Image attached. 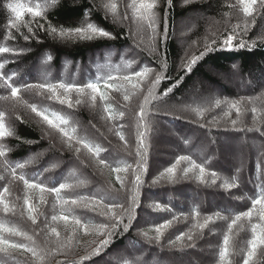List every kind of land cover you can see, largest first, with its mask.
I'll return each instance as SVG.
<instances>
[{
    "label": "trees",
    "instance_id": "obj_1",
    "mask_svg": "<svg viewBox=\"0 0 264 264\" xmlns=\"http://www.w3.org/2000/svg\"><path fill=\"white\" fill-rule=\"evenodd\" d=\"M0 1V47H9L19 52L18 55L0 53V58L5 57L0 60V65H3L0 73L11 76L10 83L20 87L19 99L13 100L10 90L4 86L3 81H0L2 122L6 129L12 132L11 136L0 138V151L5 152V156L0 157V193L7 187L9 192L5 194L6 202L14 207V211L5 213L3 206L0 205V223L17 228L32 239L9 233H0V236L15 243L25 244L29 248H35L38 253L33 256L31 252L23 250H10L7 254L0 252V264H115L111 256L118 252L127 253V256H132L133 252H144L143 250L149 253L151 250L148 248H155L159 244L163 246L160 248L162 261L165 260L164 257H187L192 253L195 257L194 254L198 251L196 247L212 236L210 234L212 229L217 230L218 233L215 237L213 236L217 240V245L213 250L215 255H212L211 264H221L219 252L223 246V236L227 232L228 225L236 214L250 209L251 200L264 189V158L259 167L249 166L246 170L248 184L245 188L243 187L245 179L242 181L240 175L224 177V174L220 172L224 168L218 166L220 162L214 155L211 154L210 161H205L203 157H200L195 149L196 142L189 143V147L186 148L189 152L184 150L172 157V154H166L167 156L163 157L156 156L153 150L156 137L154 135L159 126L157 119L160 117L168 126L199 128L211 136L233 133L256 136L264 143V8H260L258 3L253 16L245 17L237 0H171L170 4L168 0H154L155 7L152 11L156 17V23L154 24L155 32H153V29L148 27L147 21H139L136 18L133 0H55L54 4L50 0L51 4L47 3L41 16L32 17L26 14L19 22L15 21L14 14L7 5H2L3 0ZM10 1V3L17 2V0ZM20 2L35 6L37 3L45 5L47 1L20 0ZM135 2L138 5L139 0ZM112 3L116 4L115 16L121 18L119 22L114 19V13L105 7ZM201 11L209 17L219 18L220 21L210 29L208 22L202 21L197 29L190 32L185 39L186 44L178 46L176 38L172 35L176 24L188 14ZM124 16L128 19H122ZM10 23L16 26L9 27ZM88 23L111 33V37L94 36L87 39L75 34L70 36L58 34L61 29L67 31L77 27L86 28ZM135 23L141 26L147 38L146 44L138 46V58L132 57V52L122 54L117 52L113 55L115 56L113 60L112 53H109L107 63L109 68L104 69L107 72L92 71L87 75L82 74L81 78L75 80L72 76L64 75V80L49 81L41 77L36 78L34 74L23 73L19 67L25 60L33 63L42 53L45 54L44 58L49 56L54 58L56 66L59 67L62 57H67L73 62H84L93 51L106 53L112 48L122 49L133 46V44L137 45L139 43L131 34L132 24ZM246 24L247 29H245ZM50 28H56L57 34L50 35ZM234 32V47L230 50L222 42ZM25 36L29 39L25 40ZM241 42H244L245 47L238 46ZM153 44L154 50L151 52L147 45ZM206 44L210 45L213 50L205 51ZM201 52L205 53L202 57H200ZM193 56L200 58L192 65L190 72L186 71V62L190 61ZM134 61H137L139 66L126 70V64ZM122 62H126L125 66L120 64ZM232 63H238L242 75L247 77L244 80L245 88L242 90L236 88L232 91L208 70L209 67H213L220 73H228ZM144 67L152 71L147 74L138 89H132L127 82H122L130 96L128 101L123 98L124 89L117 92L103 88V81L108 75H131ZM48 68L41 70L45 77L53 79L58 75L63 76L56 72V68H51V70ZM157 75L162 78L152 89L153 94L148 97L147 103H144V98L148 95L146 89L152 81H155ZM250 77L253 78V82ZM98 78L101 90L106 92L109 99L100 101L97 97L93 104L88 90L83 96L72 93L70 94L73 101L71 108L67 104L62 105L58 101L48 99L50 94L46 91L23 86L60 82L83 85L89 81L95 82ZM150 78H152L151 81ZM198 79L219 89V92H223V96H212L205 104L198 106L191 102L186 111H180L177 115L169 112V108L164 104L167 101L185 97L191 87L199 86L195 83ZM20 80L21 83L17 84ZM133 82H137L135 78ZM173 85L175 87L172 91L164 95L165 90ZM253 86L255 88L250 90ZM143 91L145 94L141 104L144 103V119L141 121L138 120L141 105L138 104V100ZM4 96L8 99H3ZM75 99L82 101L78 109L74 104ZM216 100L222 102L219 107L215 106ZM224 101L238 102L241 115L238 117L236 110L230 109L229 104L223 103ZM32 104L41 110L48 109L50 113L57 112L65 115L69 119L70 116L77 118L79 125L88 130L87 134L92 135V138L86 139L78 133L76 135L87 140L93 147H99L101 149L99 154L94 155L88 152L75 141L69 147L63 136L51 129L31 111L30 105ZM253 107L257 109L255 114L251 111ZM87 108L91 111H99V119L88 115L91 111ZM105 108L108 111H105ZM62 110L65 111L62 112ZM121 111L125 113L123 117L119 115ZM233 120H237L235 126L232 124ZM70 122L71 128L72 119ZM140 132L144 134L142 148L144 169L137 168L140 160L137 156V139ZM117 133H122L125 140H121ZM49 134L52 135L51 139L44 138V135ZM212 139L215 142L216 139ZM92 140L98 144H94ZM53 144H56L66 154L60 152L61 150L55 151ZM77 148L79 152L76 151ZM44 149L54 151L55 154L51 155L52 157L55 155L58 157L63 153L66 159L71 158L75 163L70 166V169L69 167L61 168L59 172L57 171L58 173L55 172L56 170L53 173L49 171L45 177L42 173L45 172L43 165L46 159L44 156H33L41 154L40 151L43 153ZM262 150L264 151V148ZM109 152L118 154L120 158L118 162L108 158ZM29 153H32L31 157L28 156ZM180 156H187L189 159L177 163V158ZM34 160L37 163H32ZM101 160H106L108 163L101 164ZM19 163L25 164V167L16 169L17 177L23 174L27 179L34 180L46 188L59 187L61 183L68 184L69 187L61 190L59 194L64 199L95 197L103 199L104 204L123 203L128 207L130 197L135 193L138 206L132 209L131 219L125 213L122 223L115 229H109L113 232L111 241L97 255L93 249L103 237L94 232L85 234L82 228L72 223V218H80L91 224H111L113 221L107 214V209L103 205L93 207L87 200H80L77 205H65L62 209L57 202L56 193L49 192L43 193L44 202H41V193L38 190H28L22 180L18 178L13 180L11 167ZM193 163L205 168L202 179L199 168H192ZM73 166L74 170L78 167L81 169L86 180H77L80 177L65 179ZM125 166H128L126 171L120 173L113 171L116 167ZM169 167L175 168L174 177L166 171ZM185 171L187 175L184 174ZM213 172L216 173L215 176L212 175ZM117 175L123 180V187L117 181ZM136 175L141 177L139 186L134 183ZM227 184L233 186L229 188ZM240 188L242 190H239ZM13 190L21 191V195L16 194L15 198L11 199ZM209 193L215 198L220 196L225 198V203L217 202L216 204L220 205V209L210 208L211 203L207 197ZM150 196H152L151 199ZM26 198L36 208L35 224L29 219L24 203ZM113 211L119 214L123 212V209L115 208ZM225 212L230 215L225 216ZM62 213L69 216L67 224L64 221L52 220L53 215L59 216ZM208 216L212 217L209 227L200 229L197 225L203 223ZM145 217H149L152 221L145 219L141 222ZM222 219H224V224H220ZM166 221H171V224L162 229L163 235L157 239L155 228ZM259 222L254 214L251 222L245 218L233 228L227 264H243L248 250L247 242L252 238V225ZM126 226L127 230H125ZM52 228H56L60 233L59 240L51 232ZM181 234H183V239L178 240L177 237ZM189 236L192 239H188ZM69 237H71L70 240ZM87 241L90 243H86ZM61 244L66 246L60 247ZM122 264H131V258H125ZM165 264L168 263L165 262ZM250 264H264V248L257 249L256 256Z\"/></svg>",
    "mask_w": 264,
    "mask_h": 264
},
{
    "label": "snow or ice",
    "instance_id": "obj_2",
    "mask_svg": "<svg viewBox=\"0 0 264 264\" xmlns=\"http://www.w3.org/2000/svg\"><path fill=\"white\" fill-rule=\"evenodd\" d=\"M243 14L245 17H252L255 6L259 3L260 8H264V0H237ZM52 3H55V0H52ZM168 3H171V0H168ZM47 6V3L45 5H41L40 3H37L35 6L32 5H25V3L20 2V0H17L16 3H10L7 5V7L10 9V11L14 14L15 21L19 22L22 21L24 16L30 15L32 17H39L43 14V8ZM133 6L135 7V16L139 21H147L148 27L153 29V32H155L154 24L156 23V17L153 13V8L155 7L154 0H139L138 5H136L135 0H133ZM106 8H109L114 13V19H121L119 17L115 16V9L116 4L112 3L110 5H105ZM122 19H128L127 16L122 17ZM16 25L13 23L9 24V27H15ZM245 29H247V24L245 25ZM31 31V29H29ZM57 34L56 28H50V35ZM60 36H70V35H78L81 38H87L91 39L94 36L99 37H111V33L97 27L96 25L92 23H88L87 27H77L75 29H68L67 31L61 29L58 33ZM166 35V32H165ZM25 40H28L29 37L25 36ZM235 39V32L231 35H228L223 40V45L227 47L228 49H232L234 47L233 41ZM214 43V41H213ZM240 48L245 47L244 42H241L238 45ZM212 47L210 45H205V51H212ZM0 53H12L13 55H18L19 52L15 49L9 48V47H0ZM205 53L201 52L200 57H202ZM200 57L193 56L190 61L186 62V71H191L192 65H194L197 60ZM51 56L47 57V60H51ZM3 65H0V68H2ZM152 69L148 67H144L142 70L137 71L133 74H123V75H108L107 78L103 81V88L104 89H112L114 91H121L124 89V100L128 101L130 99L129 94L127 93V90L125 89V85L122 82H127L128 85L131 86L132 89H138L140 87V83L143 82L144 78L147 76L149 72H151ZM134 78L137 82H133ZM161 76L157 75L155 81H152L147 90L148 95L144 98V103H147L148 97L152 96V89L156 86V84L159 83L161 80ZM11 76H5L4 74L0 73V81H3L4 86L10 90V95L13 100L19 99V93H20V87L14 86L13 83H10ZM25 88H37L41 89L43 91H46L50 95L48 96V99H53L55 101H58L60 104H67L69 108L73 106V101L71 99L72 93L78 94V96H83L86 94V90L90 92V99L95 104L97 97H99L100 101H107L109 99L108 95L105 91L101 90V83L99 78L95 81H89L86 84L83 85H77L75 83H36V84H25L23 85ZM175 87L173 85L172 87H169L165 90L164 95H168L172 91V88ZM3 99L7 100L8 97L4 96ZM260 99V98H257ZM80 99L75 100V104H81ZM144 103H142L139 107V113H138V120L144 119ZM222 102L220 100L215 101V106L219 107ZM223 103L229 104L230 109H235L237 116L239 117L241 115V108L238 102H229L224 101ZM31 111L36 114V116L40 117L42 121H44L45 124H47L51 129H54L56 132H58L61 136H63L66 139V142L68 143L69 147L72 146V142L75 141L76 144L82 145L83 148L87 149L88 152L93 153L94 155H98L101 149L99 147H93L89 144L87 140L81 139L76 135L77 128L71 127L70 128V119L62 114H59L57 112H49L48 109L41 110L38 108L35 104L30 105ZM105 111H108L107 108H105ZM253 114L256 113L257 109L253 107L251 109ZM124 112L121 111L119 115L121 117L124 116ZM227 115V113H226ZM111 118V117H109ZM3 121V113H0V138H4L6 136H11L12 132L7 130ZM254 123H255V116H254ZM233 126L237 124V120L232 121ZM123 127V126H121ZM70 128V130H69ZM251 130V129H249ZM117 135L120 136L121 140H125V137L122 133H117ZM144 146V134L142 132L138 133V139H137V156L140 157V160L138 161L137 168L144 169V160H143V152L142 148ZM77 152H79V148L76 149ZM5 156L4 151H0V157ZM189 157L187 156H180L177 158V163L179 161L188 160ZM101 164H107L108 162L106 160H101ZM25 164L19 163L15 166L11 167V175L13 180L20 179L23 181V184L26 189L28 190H38L39 193H41L40 200L41 202H44L43 193L49 192V193H56V199L59 203L60 207L63 209L65 205H77L80 200H87L90 205L95 207L96 205H103L104 208L107 209V214L110 215L111 220L113 223H95L91 224L87 222L86 220H82L80 218L73 217L72 223L84 231L85 234L89 232H94L96 235L103 237V239L100 240L99 244L93 249V252L95 254H99L111 241V237L113 235L112 231H109V229H115L117 228L120 223H122L123 216L125 213L129 215V218L131 219V211L134 207L138 206V201L136 199L135 193L130 197V203L129 206L126 207L123 203H110V204H104L103 199H96L95 197L87 198V197H79L77 199H64L59 194L61 190L66 189L69 187L68 184L61 183L59 187H53V188H46L40 183L35 182L34 180L27 179L23 174L19 175L17 177L16 169L17 168H24ZM128 166L125 167H116L113 169L114 172L120 173L122 171H126ZM192 168H199L200 177L203 178L205 174V168L202 165H197L195 163L192 164ZM166 171L171 174L173 177L175 176V168L169 167L166 169ZM187 175V171L184 173ZM213 176L216 175L215 172L212 173ZM117 181L121 183V186H124L123 180H121L120 176L117 175ZM135 185L139 186L141 183V177L140 175L135 176L134 180ZM227 187L231 188L232 184H227ZM138 190V188H137ZM9 192V189L5 187L3 189V192L0 193V205L3 206V211L5 213L14 211V207L10 206L5 199V194ZM25 205L26 210L29 213V219L32 220V223H36V208L30 203L29 199H25ZM157 207H160V205H157ZM115 208L123 209V212L116 213L113 211ZM255 216L258 217L259 223H255L252 225L251 232H252V238L247 242L248 243V250L246 253V258L243 261V264H250L253 257L256 256L257 249L258 248H264V189H262L254 199L251 200V208L247 211L241 212L239 214H236L235 217L231 220V223L228 225L227 232L223 236V246L219 252V260L221 264H227V257L229 256V245H230V239H231V233L233 231V228L237 226L238 222L242 219H247L249 222H251ZM195 215H199V213H195ZM52 220H60L64 221L65 224L69 222V216L65 214H61L59 216L53 215ZM212 220L211 216H208L203 223H199L197 226L200 229L205 228ZM171 224V221H166L158 226H156L155 231L157 233V239L163 235L162 229L167 228ZM125 230H127V226L125 227ZM51 232L56 236L57 240L60 238V233L57 232L56 228H52ZM0 233H9L11 235L15 236H23L25 239L31 240L32 238L27 236L26 233L21 232L19 229L14 227H8L2 223H0ZM71 237H69V240ZM178 240L183 239V234L177 237ZM188 239H192L191 236L188 237ZM66 245L61 244L60 247H65ZM10 250H23L25 252H31L33 256H36L38 253L36 252L35 248H29V246L22 244V243H15L12 241H9L3 236H0V252L3 253H10Z\"/></svg>",
    "mask_w": 264,
    "mask_h": 264
},
{
    "label": "rangeland",
    "instance_id": "obj_3",
    "mask_svg": "<svg viewBox=\"0 0 264 264\" xmlns=\"http://www.w3.org/2000/svg\"><path fill=\"white\" fill-rule=\"evenodd\" d=\"M46 1L47 2L45 3L51 4L50 0H46ZM10 2H11L10 0H3L2 5L6 6L10 4ZM115 20L118 21L117 19ZM202 21H207L208 28L210 29L216 24V22L220 21V19L209 17L208 14L202 11L192 12L191 14H188L186 18H183L182 20L178 21L174 29V32L172 33V35H174V37L176 38L178 42V46H184L186 44L185 39L189 36L190 32L195 31L197 29L198 24L201 23ZM132 26L133 28H132L131 34H132V37L133 36L135 37L136 42L139 43L137 45L133 44V46H129V47L122 48V49L112 48L110 49L109 52L108 51L106 52L107 54L104 52L93 51L91 55L84 62H78V61L73 62L71 59H68L67 57H64V58L62 57L60 60L61 65L59 67L56 66L54 62V58H52L49 61L47 60V57L45 58L43 57L45 56V54L42 53L40 56H38L33 61V63H31V61L25 60L22 64L19 65V67L21 68L23 73L34 74L36 75V78L41 77L49 81L64 80L63 79L64 75L72 76L73 80H75L77 78L78 79L81 78L82 74L87 75L92 71H95V73H98L99 71H103L104 69L109 68V65H107L108 60H109V56H108L109 53H112L111 56L113 60L115 59V56L113 57V55H115L117 52L119 54L120 53L122 54L123 52L124 53L132 52L133 54V55L131 54L132 57L135 56L138 58L137 56L138 54L137 52H139V50H137L139 49L138 46L146 44L147 38L145 37V34L143 33L141 26H138L136 23L132 24ZM147 46L151 52L154 50V44L147 45ZM4 58L5 57H1L0 60H3ZM120 64L123 66L124 64H126V62H122ZM126 65L127 66L124 65L126 67L125 68L126 70L136 68L137 66H139L137 65V61L127 63ZM239 67L240 65L238 63H232V65H230V71L228 73H223V72L220 73L219 71H216L215 69H213V67H209L208 70L214 73V75H216L222 81L224 85H227L229 89L231 88V90L234 91L236 90V88L241 89V90L245 88L244 80L247 77L242 75V71L239 69ZM47 68L49 70H51V68L52 69L56 68V72L63 74V76L58 75L54 77L53 79L51 77L50 78L45 77V75L42 74V71L47 70ZM104 72H107V71L104 70ZM250 79L253 82V78L250 77ZM151 80L152 78H150V81ZM255 80H257V78ZM20 83H21V80L17 82V84H20ZM195 83L199 86L191 87L189 91L187 92L186 96L183 97L184 99L178 98L177 100H174V101L173 100L167 101V103L164 104V106L169 108L168 110L169 112L177 115L180 111H183V112L186 111V109L189 108V104H191V102L194 105L198 106L203 103L205 104L208 100H210L212 96L213 97L223 96V92H219V89L215 88L208 82L203 81L202 79H198ZM254 88L255 86L251 87L250 90ZM144 94H145V91H143V93L141 94L138 100L139 105L141 104V100L144 98ZM75 106H76V109H78L80 104L78 105L75 104ZM56 109L59 110L58 108ZM87 110L91 111L88 108ZM63 111L65 110H62V112ZM88 115H91L92 118L94 119L95 117L99 119L100 112L97 110L96 111L92 110L91 112L88 113ZM70 119H72V127L77 128L78 134H81V136H83L86 139L92 138V135L89 136L87 134L89 133L88 130H85V128L79 125V121L77 120V118L70 116ZM157 122L159 126L155 131L154 136L156 137L154 140V147H153V150L156 156L163 157L166 154H172L171 157L175 156L176 154L184 150L188 151L186 148L189 147L188 146L189 143L196 142L197 146H195L196 147L195 149L197 150L200 157H203L205 161L206 160L210 161L212 159L211 156L214 155L216 158H218L220 162L218 163L219 164L218 166L220 168H224L222 169V171H220L224 174V177L225 176L227 177L229 175H231L232 177L240 175V178L242 179V181L245 179L244 186H243L245 188H246V184H248V179H246L247 178L246 170L249 168V166H251L252 168H257V166L259 167L262 164V161L264 158V153H263L264 151L262 150L264 148V143L261 138H258L256 136L255 137L254 136H243V135H239L235 133L229 134V135L222 134L219 136H216V135L211 136L199 128L194 129L190 126H186L185 128H180L179 125L168 126L166 122L164 121V119L160 117H158ZM123 125L125 127L126 123L124 122ZM50 137H52L51 134L46 135V136L44 135V138H50ZM212 138L216 139L215 142L213 141ZM92 141L94 144H98L97 142H94V140ZM53 146H55V151L58 152V150L59 151L61 150L60 152H63L64 154H66L62 149H59L56 144H53ZM39 153L41 154L39 155L35 154L33 156L35 157L44 156V159H46L43 165L45 172L42 173L45 177L46 175H48L49 171H52L53 173L55 170H56L55 172L57 171L59 172L61 168L64 169V168L69 167L68 169H70V166L73 163H75V161H73L71 158L66 159L62 155L63 153L61 154L62 156L58 155L57 157L55 155L54 157H52L51 155H54L55 152L50 151L49 149H44L43 153L42 151H40ZM31 155L32 153L28 154L29 157H31ZM108 155H109L108 158H110L114 162H118V159H120L118 158V154H113L112 152L111 153L109 152ZM33 162L37 163V161L35 160L32 161V163ZM249 162H250V165H249ZM29 173L31 174V172ZM73 177H76V178L80 177V179H77L80 181L86 180L85 175L83 174L81 169H79V167L76 170H74V166H73V169L70 170L68 176H66L65 179H70ZM36 179H40V178L36 177ZM85 184H87V182ZM239 190H242V189L240 188ZM16 194L21 195V191L13 190L11 199H13V197L15 198ZM242 196H245V194H242ZM207 197H208L209 202L211 203L210 208L217 207L220 209L219 207L220 205H216L217 202L225 203V198L221 196L215 198L212 196V194L210 195L209 193V195L207 194ZM151 198L152 196H150V199ZM167 201L170 202L169 200ZM225 213H226L224 214L225 216L230 215L228 212H225ZM145 219L146 221H152L150 220L149 217H145L144 219L141 220V222L145 221ZM209 224L205 228H208ZM220 224H224V219L220 221ZM216 233L218 232L215 229H212L210 231V234L212 236L206 238L203 244H199L196 247V250L198 251L196 254H194L195 257H193V253H192L188 255L187 257L186 256L184 257L172 256L171 258L164 257L165 260L162 261L163 260V259L161 260L162 252H160L161 251L160 248H162L163 246L159 244L158 246L156 245L155 248H151V247L148 248V250H151L149 253L147 250H143L144 252H133L132 256H127L126 255L127 253L125 254L124 252H118L112 255L111 258L112 260H114L115 264H122L125 258L127 259L128 257L131 258V264H163V263L165 264V262L168 264H211L212 257L215 255L213 250L217 245V240L216 238H214ZM86 243H90V241H87Z\"/></svg>",
    "mask_w": 264,
    "mask_h": 264
}]
</instances>
